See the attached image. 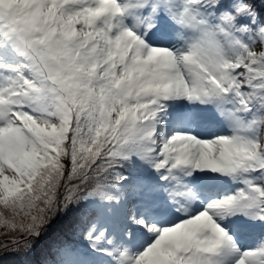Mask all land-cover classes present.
<instances>
[{
  "label": "snow or ice",
  "instance_id": "6c2138e0",
  "mask_svg": "<svg viewBox=\"0 0 264 264\" xmlns=\"http://www.w3.org/2000/svg\"><path fill=\"white\" fill-rule=\"evenodd\" d=\"M264 264V0H0V264Z\"/></svg>",
  "mask_w": 264,
  "mask_h": 264
},
{
  "label": "trees",
  "instance_id": "16d2710c",
  "mask_svg": "<svg viewBox=\"0 0 264 264\" xmlns=\"http://www.w3.org/2000/svg\"><path fill=\"white\" fill-rule=\"evenodd\" d=\"M18 259L19 258L15 257V256H7L6 257L7 264H17Z\"/></svg>",
  "mask_w": 264,
  "mask_h": 264
}]
</instances>
